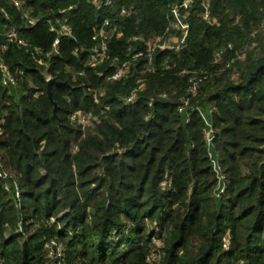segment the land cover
<instances>
[{
  "label": "trees",
  "instance_id": "16d2710c",
  "mask_svg": "<svg viewBox=\"0 0 264 264\" xmlns=\"http://www.w3.org/2000/svg\"><path fill=\"white\" fill-rule=\"evenodd\" d=\"M17 1L37 23L27 27L0 0V46L7 29L29 46L1 54L22 76L16 87L0 82V171L9 176L0 179V264H57L52 240L62 264H150L153 237L158 264H264V0H207L209 23L197 0L180 52L160 48L174 0H114L100 11L88 0ZM122 7L131 13L119 17ZM105 19L116 25L111 61L92 68L93 30ZM62 22L75 41L60 37L58 55L46 57L50 24ZM128 47H155L153 72L141 59L109 81ZM191 73L205 78L194 94ZM45 75L69 85L52 86L55 113ZM138 80L144 87L126 104ZM75 112L95 120L82 131Z\"/></svg>",
  "mask_w": 264,
  "mask_h": 264
},
{
  "label": "built area",
  "instance_id": "2783aa9c",
  "mask_svg": "<svg viewBox=\"0 0 264 264\" xmlns=\"http://www.w3.org/2000/svg\"><path fill=\"white\" fill-rule=\"evenodd\" d=\"M13 6L20 12L21 18L24 21L27 27H33L36 25L37 20L30 17L29 12L23 8V4L17 0H11ZM95 11H100L104 8H112L114 4V0H88ZM197 0H174L169 8V17L167 18L168 25L160 41L161 51L167 52H180L186 48V39L188 36L189 24H188V16L192 9L196 6ZM202 8L201 19L204 22L209 23L211 21L210 16V5L209 2L203 1L200 5ZM74 9V6H69L67 8H62L58 11L60 16H64L71 12ZM130 10H126L124 7L120 8L118 15L119 17L128 16L130 14ZM49 31L51 33L56 34V38L54 39L51 51L46 55H58V47L60 43V37H65L69 40L75 41L73 31L69 25L65 22L59 23L57 26L50 24ZM116 25L111 22L109 19H105L99 26L95 27L93 30V46L90 48L88 52L87 65L96 68L100 66H104L111 61V56L109 53V44L115 35ZM5 44L0 46V82L2 87L11 88L16 87L18 85V80L22 76V72L10 73L9 68L4 64L1 58V54L5 51L8 45L15 46L19 49H24L26 52L29 50V46L27 42L23 39L21 34L15 29H7L4 34ZM139 38H133L130 42H137ZM155 51V47L146 52H139L131 49V47L127 48V59L116 63L114 65V72L108 78L111 82H118L124 79L129 73L131 67L139 60H145L146 64L144 66V71L147 73L153 72V53ZM31 55L35 59V62L39 67H46V63L43 61L42 53L39 49H32ZM79 49L76 48L73 51V54H77ZM221 52L215 53L214 63H218L221 58ZM113 63V62H112ZM114 64V63H113ZM169 67L166 66V69ZM186 71L182 72V75H188ZM191 77L188 80L189 84V92L194 94L199 87V84L205 79L204 77L199 76L197 73H191ZM45 81L51 79V77L45 75ZM137 88L131 92L128 98L125 99L126 104L132 103L135 98L137 92L143 89V82L138 80L136 82ZM95 102L97 103L96 95L93 96ZM95 120V116L93 113H81L75 112L71 117L70 121L75 123L77 126L81 128L82 131L90 127ZM1 169V168H0ZM9 176L4 172L0 171V179L6 180ZM6 191H12L11 188L6 185ZM223 192V189H221ZM20 191L17 186L14 185L13 196L15 200L19 199ZM52 222L54 220H51ZM60 246L54 241H50L46 248L49 249L52 253L56 252ZM55 248V249H54ZM54 249V250H53ZM50 252V253H51ZM58 263L60 264V260H62V254L58 257Z\"/></svg>",
  "mask_w": 264,
  "mask_h": 264
},
{
  "label": "rangeland",
  "instance_id": "374dc122",
  "mask_svg": "<svg viewBox=\"0 0 264 264\" xmlns=\"http://www.w3.org/2000/svg\"><path fill=\"white\" fill-rule=\"evenodd\" d=\"M150 227H151V230H153L154 233H157L158 232L157 227L154 226V224H152V225L149 224L148 225V228H150ZM148 228H147V230H148ZM151 243L153 245V249H152V251H150V258H149V261L148 262L150 264H158L162 260V253H160V252H161V248L163 246H162V243L159 242L158 239H156V237H153L152 238ZM62 253H63L62 252V247L60 246L56 252H53V253L51 252L49 254V256L52 259H58V257ZM60 264H62V260H60Z\"/></svg>",
  "mask_w": 264,
  "mask_h": 264
},
{
  "label": "water",
  "instance_id": "95a60500",
  "mask_svg": "<svg viewBox=\"0 0 264 264\" xmlns=\"http://www.w3.org/2000/svg\"><path fill=\"white\" fill-rule=\"evenodd\" d=\"M52 86H64V87H69V85L66 83V82H57L56 80L54 79H50L47 81V96H48V99L50 100V102L52 103L53 105V112L55 113L56 111V105L54 104L53 100H52V95H51V88Z\"/></svg>",
  "mask_w": 264,
  "mask_h": 264
}]
</instances>
